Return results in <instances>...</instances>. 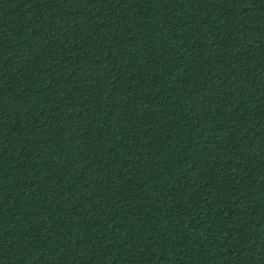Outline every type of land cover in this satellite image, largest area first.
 <instances>
[{"label": "trees", "instance_id": "16d2710c", "mask_svg": "<svg viewBox=\"0 0 264 264\" xmlns=\"http://www.w3.org/2000/svg\"><path fill=\"white\" fill-rule=\"evenodd\" d=\"M0 264H264V0H0Z\"/></svg>", "mask_w": 264, "mask_h": 264}]
</instances>
